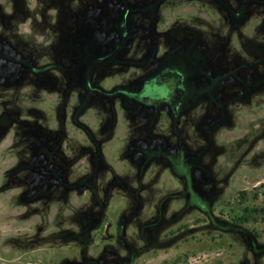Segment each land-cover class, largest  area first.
I'll return each mask as SVG.
<instances>
[{"label":"rangeland","instance_id":"rangeland-1","mask_svg":"<svg viewBox=\"0 0 264 264\" xmlns=\"http://www.w3.org/2000/svg\"><path fill=\"white\" fill-rule=\"evenodd\" d=\"M96 1L97 13L106 3L114 12L99 17V32L121 7L118 0ZM154 2L152 13L134 18L125 54L114 57V64L128 63L125 71L118 65L94 71L99 62L90 52L104 55L109 41L89 49L93 38H83L81 51L78 33L57 40L52 29H37L39 17L29 29L25 11L41 8V1L0 0L3 59L15 58L8 43L17 42V69L25 65L20 48L28 45L35 72L66 63L47 71L44 82L34 76L9 87L3 82L10 91L1 99L0 264H264V51L254 60L255 49L264 48V0L125 5ZM63 3L74 5L48 3L47 27ZM71 13L60 15L58 25L72 24ZM174 53L188 57L197 75L176 117L122 97H78L80 87H72L78 82L67 86L53 76L68 81L94 71L91 84L108 94L136 90L155 68L151 62ZM206 58L203 74L196 63ZM68 88L69 95L55 93ZM164 94L157 88L146 96ZM154 139L171 150L181 144L188 159L177 150L175 158L151 162L142 151ZM108 224L115 239L102 241Z\"/></svg>","mask_w":264,"mask_h":264},{"label":"flooded vegetation","instance_id":"flooded-vegetation-1","mask_svg":"<svg viewBox=\"0 0 264 264\" xmlns=\"http://www.w3.org/2000/svg\"><path fill=\"white\" fill-rule=\"evenodd\" d=\"M36 1L42 2L41 8L37 9L36 11H33V9L25 11L26 17L28 21L31 23L29 25V29L31 30L35 29L33 25H36V23L38 22L37 18L39 17L41 18V22L43 23H41V25H38L37 29H40L41 31H45V30L49 31V29H52L53 32L55 31L56 33H58L56 36L57 40H61L60 35H65V36L67 35L68 37H72L74 35V38H75L77 37L75 35H77L78 33L81 39V40L79 39V41L82 42V45L79 44V48L81 51L83 48L85 49V46L87 45V43L82 40L83 38L87 40L93 38V40L90 41L91 44H89L90 45L88 47L89 49H95L97 42L98 43H101V42L108 43V41L110 42L109 47L108 46L105 47L107 48L105 50H107L108 52L104 53V55L98 56L97 52H93V53L90 52L92 55L96 56L99 62V66L96 67L94 71L107 70L113 65H118L121 67L120 68L121 70L125 71V66L128 65V63L125 64V60H123L121 63L114 64V57L125 54V49L129 41V38L131 36L130 29H133L134 27L132 26V22L134 18H136L137 16L144 18L147 14L152 13L154 11V6L157 5V3L154 2V5H147L145 8L138 9V7L131 8L128 5H125V0H118L117 3L119 7H121V9L110 20H104L101 27H99L100 31L97 32L98 28L95 27V25L99 17L101 16L106 17L109 13H114L113 11H111L109 4L106 3V5H103L101 8H104V10H101L100 13H97V10H95L97 9L96 0H89L91 2V6L89 4V9L87 6L88 4L83 6L82 0H70L74 2L72 9L70 10V8L68 9L67 7H65L64 3L61 6L62 11H61V8L55 9L54 11L57 12L56 21L53 23V26L49 28L46 26V23H48L46 22V19L48 20V13H49L48 3L50 2L59 3L60 1H64V0H36ZM102 1L108 2V0H102ZM68 11L73 12L71 14L73 15L74 21L72 24H71V21H69L66 24L67 26L62 28L61 26L58 25V19L60 15H63V14L65 15V13ZM14 13H13L14 16L17 17L16 11ZM101 13H103V15H101ZM93 16H97V18H94ZM56 29H63V30L56 31ZM140 29H146V25L145 24L142 25ZM114 31H115L116 36H115V39L113 40ZM2 36H3L2 31L0 29V125L2 122V118H3L2 117V100H1L3 97L2 92L6 96H8L9 91H10V88H7L5 90L2 89L5 86L3 82H7V85L9 87V83L11 81H16L20 76L21 77L24 76L26 80L31 79L34 76L35 79L37 78L38 80L40 78L41 81L44 82L45 77H47L44 74L47 71H50V69L54 71V66L61 65V66L66 67L65 61H63V59L61 61L60 59V61L58 60L55 64L52 65V68H44V69H41L40 72H35L34 70V61H35L34 54L35 53L31 45L30 46L28 45L27 48H20L21 50L25 51L26 55H24L25 65L21 66V68H18L21 71H24V73L21 72V74H18L17 65H15V63L16 64L18 63L16 61L17 60L16 55H17L19 46L17 42L8 43V46L10 47V48L8 47V49L13 50L14 54L16 55H15V58L14 59L12 58L11 60L3 59L1 56L2 55V38H3ZM98 36L101 37L100 41L96 40V37ZM28 43L33 44L32 41H29ZM252 45L254 46V48H256L257 46L256 43H253ZM44 50L45 51H43V54H42L43 57L45 58L46 56L49 57V50L48 49H44ZM261 51H264V48L255 49L254 54L256 57L254 60H257L259 58L258 53H260ZM181 53H174L172 57L169 56L166 59H163L162 61L160 60L159 62H154V61L151 62L150 66H155V68H153L152 71H150L148 75L144 76V78L142 79V82H140V85L138 86L136 90H128V89H125L124 87L123 89L116 90L112 94H108L104 90L98 87H94L91 84L90 81H91L92 75L94 74V71L91 74H89V76L84 77L83 79L75 77L68 81L65 79L58 78L57 74H53V76L56 77V80L63 82L64 85H67V86H70L69 82H72V80H75V82H78L77 85H75L74 83L72 86V87H76V86L80 87V90H77V91L75 90L78 93V97L80 96L87 97L90 95L93 96L95 94L102 95L105 97H112V98L122 97L124 99V102L127 103L128 105L130 101H132L133 103H136L138 105H141L151 110L166 109L172 116L176 117L179 114V111L184 109L188 83L190 82L193 83V81L195 82L197 79V77H195L197 75L195 74L196 70H195V66L193 62L191 60L189 61V58L183 56ZM36 55L40 57V53H36ZM252 63H242V64H239V66L245 64L244 69H246L247 66L250 67ZM196 64H198L200 71L204 74V69L207 68L206 67L207 58L204 60V62L203 61L201 62L200 60H198V63ZM2 65H5L6 67L3 69ZM68 65L70 66V63H68ZM133 65L134 64H132V66ZM142 65H145V64H142ZM142 65H140V67H143ZM43 66H48V63L43 64ZM239 66H237V68ZM256 67L257 66L253 68H256ZM234 70H236V68ZM241 72H239L238 74H240ZM40 75L42 76L44 75V76L39 77ZM221 76H223L222 79H221ZM221 76L218 78L221 81H224L225 79H227L226 78L227 73L226 74L224 73ZM157 88L164 89L165 94L155 99H153L152 97L146 96L147 92L152 93ZM252 88L255 89L257 88V86L255 85V88L254 87ZM71 91L72 90L68 88L63 91H60V90L56 91L55 93H61L63 94V96H66V95H69ZM48 93L50 92L48 91ZM76 112L77 111H75V114ZM6 120L11 122L12 118L9 117ZM153 141L155 142L153 147H151L150 149H146V151L145 150L142 151L145 154L147 152V154L150 153L152 155L151 162H155L156 159L167 160L168 157L175 158L174 156L176 155L175 153L177 152V150H179L182 153L184 158H185V154L188 155L187 154L188 150L185 149L181 144L177 143V145L180 147H177L171 150L169 148L168 149L163 148L164 145L165 147L167 146L164 142L160 141L161 142L160 144V143H157V139H154ZM161 152H166L169 155L164 157L162 156ZM203 154H199L196 158V161L198 160V157L202 156ZM185 159L187 160L188 158H185ZM207 168L208 167H206V169ZM184 179H185V182L184 181L183 182L186 183L187 180L185 177ZM189 179L193 180L194 175L192 174ZM191 187H192V184H191ZM130 216L131 214H129V216L127 217V221L131 220ZM108 225H110V229L108 233V235L110 236V239L103 240V237L105 235V232H104V235L101 238L102 241H112L115 239L114 235L110 233L112 229V225L111 224H108Z\"/></svg>","mask_w":264,"mask_h":264},{"label":"water","instance_id":"water-1","mask_svg":"<svg viewBox=\"0 0 264 264\" xmlns=\"http://www.w3.org/2000/svg\"><path fill=\"white\" fill-rule=\"evenodd\" d=\"M109 229H110V225H107L106 229H105V235L103 237V240H108L110 239V236L108 235L109 233Z\"/></svg>","mask_w":264,"mask_h":264}]
</instances>
